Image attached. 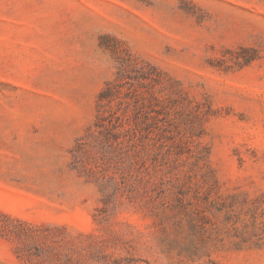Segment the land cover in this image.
Listing matches in <instances>:
<instances>
[{
  "label": "rangeland",
  "instance_id": "1",
  "mask_svg": "<svg viewBox=\"0 0 264 264\" xmlns=\"http://www.w3.org/2000/svg\"><path fill=\"white\" fill-rule=\"evenodd\" d=\"M0 264H264V0H0Z\"/></svg>",
  "mask_w": 264,
  "mask_h": 264
}]
</instances>
